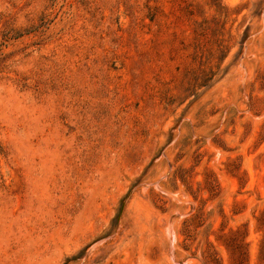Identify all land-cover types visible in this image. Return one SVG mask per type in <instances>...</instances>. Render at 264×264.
I'll use <instances>...</instances> for the list:
<instances>
[{
  "label": "rangeland",
  "instance_id": "obj_1",
  "mask_svg": "<svg viewBox=\"0 0 264 264\" xmlns=\"http://www.w3.org/2000/svg\"><path fill=\"white\" fill-rule=\"evenodd\" d=\"M0 264H264V0H0Z\"/></svg>",
  "mask_w": 264,
  "mask_h": 264
},
{
  "label": "bare ground",
  "instance_id": "obj_2",
  "mask_svg": "<svg viewBox=\"0 0 264 264\" xmlns=\"http://www.w3.org/2000/svg\"><path fill=\"white\" fill-rule=\"evenodd\" d=\"M172 240V239H171Z\"/></svg>",
  "mask_w": 264,
  "mask_h": 264
}]
</instances>
